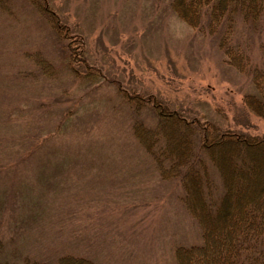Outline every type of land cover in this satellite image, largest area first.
Here are the masks:
<instances>
[{"label": "rangeland", "instance_id": "374dc122", "mask_svg": "<svg viewBox=\"0 0 264 264\" xmlns=\"http://www.w3.org/2000/svg\"><path fill=\"white\" fill-rule=\"evenodd\" d=\"M47 2L106 77L264 135V118L242 114L246 79L164 1ZM9 7L0 9L1 256L15 264L64 254L101 264H173V246L197 240L198 227L182 218L178 186L158 177L132 137L114 85L74 79L34 8L23 0ZM35 52L51 63L50 73L36 75Z\"/></svg>", "mask_w": 264, "mask_h": 264}, {"label": "trees", "instance_id": "16d2710c", "mask_svg": "<svg viewBox=\"0 0 264 264\" xmlns=\"http://www.w3.org/2000/svg\"><path fill=\"white\" fill-rule=\"evenodd\" d=\"M161 1L170 15L215 45L226 67L246 79L242 114L264 118V0ZM23 2L47 24L61 63L74 79L94 85L104 78L114 85L128 107L132 137L158 177L178 186L182 218L195 223L198 237L173 246V264H264V135L224 127L198 112L171 107L155 94L123 87L88 62L80 38L67 33L47 0ZM9 4L0 0V9L9 11ZM30 56L36 75L52 71L43 54ZM144 110L151 122L142 117ZM3 245L0 238V264H15L1 256ZM24 264L101 263L64 254L55 261L26 259Z\"/></svg>", "mask_w": 264, "mask_h": 264}]
</instances>
